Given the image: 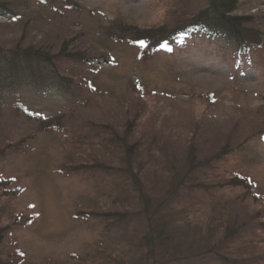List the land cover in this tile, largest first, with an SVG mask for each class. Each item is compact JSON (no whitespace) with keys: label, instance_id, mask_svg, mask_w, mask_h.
<instances>
[{"label":"rangeland","instance_id":"rangeland-1","mask_svg":"<svg viewBox=\"0 0 264 264\" xmlns=\"http://www.w3.org/2000/svg\"><path fill=\"white\" fill-rule=\"evenodd\" d=\"M44 1L0 0L14 15L0 13V48L63 49L86 63L59 66L79 100L18 92L35 117L62 116V130L39 131L10 95L0 108V182L16 190L2 196L0 187V262L173 264L206 253L212 264H264V46L236 66L218 37L148 55L131 34L189 19L206 0H73L77 11ZM233 15L264 39V0H241ZM105 128L125 136L131 154ZM97 164L109 174L88 170ZM236 177L242 184L228 183ZM152 211L166 229L153 262L142 241ZM108 212L126 222L91 216Z\"/></svg>","mask_w":264,"mask_h":264},{"label":"trees","instance_id":"trees-1","mask_svg":"<svg viewBox=\"0 0 264 264\" xmlns=\"http://www.w3.org/2000/svg\"><path fill=\"white\" fill-rule=\"evenodd\" d=\"M36 1H40L41 3L45 2L44 0ZM206 1L205 7L193 14L189 19L179 18L178 23L170 27L161 26L145 30L131 28L133 30L131 34L135 35L137 38L136 42L139 43L142 51L148 53V55L156 51L171 53L173 48L177 45H182L183 49L188 48L187 44L192 43L201 36L207 41L218 37L232 49L233 52L230 56L236 66L249 60V55L252 51L262 50L264 46L263 35L255 27H251L248 24L251 19L249 17L233 15L241 0ZM62 2L65 3L66 9L77 11L75 1L62 0ZM2 7L3 6L0 5V13L8 15L10 18L14 17L12 13H9L6 9H2ZM197 36L199 37L197 38ZM85 60L84 57L66 53L63 49L57 54H51L38 48L17 47L11 50L0 48V108L3 106L4 99L10 95L9 100L11 104H14L15 110L35 122L39 127V131L62 130V116L49 118L35 117V115L27 111L25 106L21 104L22 101L17 97L18 92H30L33 98H37L41 101H48L56 96L69 99L77 98L79 100V94L74 89L73 78L63 75L59 66L68 65V63H79L82 65L86 63ZM88 62L91 63V61ZM107 130H109L108 133L110 134L109 139L112 141L117 139L118 144H120L123 151H125V154H131L134 146L127 145L126 137L123 136L120 138L113 130ZM128 157L126 158L127 161L129 160ZM125 165L126 168L122 173L126 176L127 181L130 182L131 187L136 190L138 202L142 205H146L144 208L147 209L148 198L144 196L139 174L132 171L130 162H126ZM95 166L88 167V170L95 174L100 173L106 176L109 174V168L105 165L97 164ZM237 178L239 177L232 179L228 183L232 182V184H235L236 182L235 185L242 184L241 180ZM11 184L12 182L10 180L0 182V187L4 191L2 196H9L16 192L15 189L5 188L6 186H11ZM179 187L180 186H176L171 195L176 196ZM91 216L98 217L101 224H106L108 227H117L126 222V213L108 212L98 215L92 214ZM154 216V211L150 214L148 213V216H146L147 232L142 237V241L148 249L151 262L155 260L154 253L156 247L165 241L164 235L166 232L165 227L155 221ZM34 217L35 216H31L26 219L16 217L13 225L20 224L22 226H27L31 224ZM6 230L7 228L0 229V244L3 238L2 234L6 232ZM237 230L238 229L235 228L227 230L226 237H234ZM206 257V253L185 258L182 257L183 259L180 257L179 260L173 261V264H212L208 263L210 257L204 260ZM213 258V263L215 264H217V262L221 264H238L234 260L222 256ZM0 264L12 263L0 262Z\"/></svg>","mask_w":264,"mask_h":264}]
</instances>
